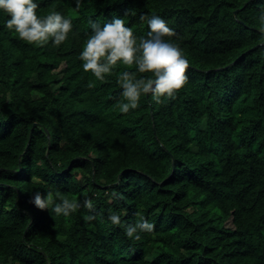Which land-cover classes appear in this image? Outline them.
<instances>
[{
    "label": "trees",
    "instance_id": "trees-1",
    "mask_svg": "<svg viewBox=\"0 0 264 264\" xmlns=\"http://www.w3.org/2000/svg\"><path fill=\"white\" fill-rule=\"evenodd\" d=\"M37 11L73 31L28 44L0 13V264H264V0H40ZM152 15L174 29L187 82L124 114L117 79L135 66L98 80L79 54L90 21L123 18L146 36ZM36 190L80 207L52 216L30 202ZM140 215L153 231L127 237Z\"/></svg>",
    "mask_w": 264,
    "mask_h": 264
},
{
    "label": "clouds",
    "instance_id": "clouds-1",
    "mask_svg": "<svg viewBox=\"0 0 264 264\" xmlns=\"http://www.w3.org/2000/svg\"><path fill=\"white\" fill-rule=\"evenodd\" d=\"M80 3L81 0H76L77 6ZM39 7L40 0H0V13L8 17L4 27L28 44L43 45L49 41L56 46L62 44L73 31L72 21L59 11L41 16L37 11ZM261 20L264 21V16ZM146 22L147 35L137 36L123 18L114 16L103 24L90 21L91 33L79 54L83 70L91 72L98 80L111 74L118 62L135 66V71H124L117 79L123 98L118 109L124 114L137 109L143 96L151 94L160 102L162 98L173 97L187 82L185 72L189 62L180 43L171 39L176 35L174 29L159 15H152ZM45 192L43 195L39 190L31 192L30 202L52 216H68L80 207L77 201L59 190ZM85 204L91 207L89 200H85ZM108 220L113 225L121 223L115 213L109 215ZM153 228L154 225L140 215L136 223L125 228V235L140 239V233H151Z\"/></svg>",
    "mask_w": 264,
    "mask_h": 264
},
{
    "label": "rangeland",
    "instance_id": "rangeland-1",
    "mask_svg": "<svg viewBox=\"0 0 264 264\" xmlns=\"http://www.w3.org/2000/svg\"><path fill=\"white\" fill-rule=\"evenodd\" d=\"M56 88V87H55Z\"/></svg>",
    "mask_w": 264,
    "mask_h": 264
}]
</instances>
